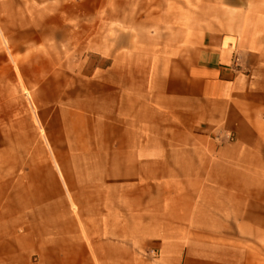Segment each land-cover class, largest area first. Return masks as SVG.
<instances>
[{
  "label": "crops",
  "instance_id": "crops-1",
  "mask_svg": "<svg viewBox=\"0 0 264 264\" xmlns=\"http://www.w3.org/2000/svg\"><path fill=\"white\" fill-rule=\"evenodd\" d=\"M0 264H264V0H0Z\"/></svg>",
  "mask_w": 264,
  "mask_h": 264
},
{
  "label": "rangeland",
  "instance_id": "rangeland-1",
  "mask_svg": "<svg viewBox=\"0 0 264 264\" xmlns=\"http://www.w3.org/2000/svg\"><path fill=\"white\" fill-rule=\"evenodd\" d=\"M88 35H89V37L90 36H92V33H87V32H82V31H78L77 32V40L78 41H84L87 37H88ZM88 37V38H89ZM220 134H222V135H226L227 137H232V134L231 133H227V132H223V133H220Z\"/></svg>",
  "mask_w": 264,
  "mask_h": 264
}]
</instances>
